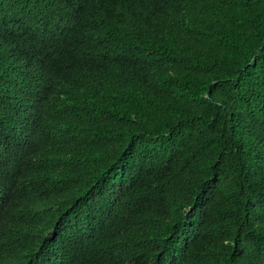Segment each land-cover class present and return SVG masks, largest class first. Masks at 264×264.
Masks as SVG:
<instances>
[{"label": "trees", "instance_id": "trees-1", "mask_svg": "<svg viewBox=\"0 0 264 264\" xmlns=\"http://www.w3.org/2000/svg\"><path fill=\"white\" fill-rule=\"evenodd\" d=\"M0 264H264V0H0Z\"/></svg>", "mask_w": 264, "mask_h": 264}]
</instances>
